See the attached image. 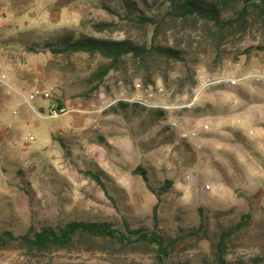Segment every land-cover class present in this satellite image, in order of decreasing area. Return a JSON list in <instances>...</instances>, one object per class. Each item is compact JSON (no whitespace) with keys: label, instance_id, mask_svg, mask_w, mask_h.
Masks as SVG:
<instances>
[{"label":"rangeland","instance_id":"rangeland-1","mask_svg":"<svg viewBox=\"0 0 264 264\" xmlns=\"http://www.w3.org/2000/svg\"><path fill=\"white\" fill-rule=\"evenodd\" d=\"M102 1L118 5L115 0H0V73L11 84V89L0 85V230L18 234L32 221L40 226L76 217L119 224L122 215L130 216L133 225L150 227L156 205L159 227L173 235L179 227L198 223V208L220 213V222L227 225L251 207V223L228 258L264 256V88L253 83L211 85L191 105L205 83L264 72V51L258 49L264 31L257 8H249L241 26L223 32L215 52L210 44L215 31L206 22L171 21L154 40L150 25L118 19L100 7ZM239 9L237 3L229 5L224 18L234 17ZM102 21L113 27L94 32L91 24ZM65 30L139 44L157 43L164 35L170 46L175 37H182V48L190 51L184 61L152 64L150 103L167 108L165 116L148 125L141 110L105 113L114 100L146 96L142 73L129 57L120 69L109 72L98 90L90 91L88 78L107 62L100 55L26 51L25 46L41 48ZM8 38L10 44L4 45ZM21 94L33 96L30 104ZM57 101L67 113L48 117ZM236 120L239 124L231 126ZM191 132L196 135L181 138ZM100 139L108 147L100 145ZM139 166L155 186L169 180L172 189L158 200L132 173ZM85 170L101 175L120 213ZM23 187H31L32 201ZM199 251H207V245L184 255ZM106 257L77 246L40 261L13 246L0 250V264H112ZM114 261L151 264L142 253Z\"/></svg>","mask_w":264,"mask_h":264},{"label":"trees","instance_id":"trees-1","mask_svg":"<svg viewBox=\"0 0 264 264\" xmlns=\"http://www.w3.org/2000/svg\"><path fill=\"white\" fill-rule=\"evenodd\" d=\"M118 5L102 1L101 8L114 17L127 20L139 25H150L154 31L153 39L167 29L171 21L197 19L211 25L215 31L211 47L217 52L221 46L223 32L234 25L241 26L246 19L250 7H256L264 31V0H115ZM240 5V9L232 18H224L225 8L231 4ZM224 9V10H223ZM113 23L97 22L91 24V29L96 33L110 30ZM4 29H1L2 32ZM11 38L3 40L4 45H9ZM183 38L175 37L173 45L168 40L159 39L157 43L139 44L129 39L112 40L96 38L93 36H75L72 30L65 32L55 39L43 44L41 48L25 46L28 52H49L52 55H71L74 53L98 54L107 62L99 65L90 75L92 83L90 91L98 90L104 78L112 70L120 69L124 59L129 57L136 65L138 72L143 76V88H151L152 64L161 62L168 65L170 62H182L190 51L182 48ZM190 45H187V49ZM264 51V44L258 48ZM165 80V76H163ZM55 108L63 105L57 101ZM127 107L135 113L137 110L146 112L147 124L153 125L165 116L163 109H149L137 104L119 101L105 109L106 114H116ZM166 140V139H165ZM184 141V140H183ZM100 145L108 144L100 139ZM60 146L65 149L62 141ZM185 142L183 147H185ZM66 153V152H65ZM67 154V153H66ZM84 173L102 190L104 195L112 202L114 209L120 213L119 206L111 198L107 184L101 175L93 170ZM133 174L141 177L147 189L158 200L172 189V182L164 180L161 186L148 180L147 172L142 167H137ZM30 201L32 189L22 188ZM198 223L191 227L177 228L173 235H168L159 227L157 206L152 208L151 226L133 225L130 216H121L119 224L112 221L74 218L62 222H48L35 226L30 222L23 233L15 234L10 228L0 230V250L10 246L24 250L31 259L40 261L44 257L57 251H69L73 247H85L86 251H99L107 255L106 259L112 264L114 259H125L128 253H142L148 255L151 264H264V256L256 255L248 260H229L234 245L239 241L242 232L251 223V207L247 212L241 213L235 221L223 225L220 213L209 214L201 207L197 209ZM201 244L207 245V251H199L188 256L185 252L200 249ZM106 260V261H107Z\"/></svg>","mask_w":264,"mask_h":264},{"label":"built area","instance_id":"built-area-1","mask_svg":"<svg viewBox=\"0 0 264 264\" xmlns=\"http://www.w3.org/2000/svg\"><path fill=\"white\" fill-rule=\"evenodd\" d=\"M54 2H57V1H60V0H53ZM3 20L2 18H0V27H1V24H2ZM246 83H253V84H256L258 86H261L262 88H264V72H260V71H249V72H246L240 76H237V77H223V78H219L213 82H208V83H205L193 96V99H192V102H191V105L194 104L197 99H198V96L200 94V92L211 86V85H225V86H229V87H238V86H241L243 84H246ZM0 85H3L5 87H8L11 89V84L8 83L7 81V77L5 74L3 73H0ZM153 91L151 88H149L146 92V96L145 98L143 96H136L134 98H131V99H124V98H120V99H117V100H114L111 104H109V106L119 102V101H123V102H128V103H131V104H137L139 106H142V107H145V108H149V109H156L157 106L153 105L152 103H150L151 101V98L153 97ZM21 96L23 97L24 101L28 104H30V102L33 100V96L32 95H25V94H21ZM108 106V107H109ZM161 109H167L165 107L161 108ZM67 113V110L65 107H58V108H52L49 113H48V117H57L59 115H63V114H66ZM239 120H236L235 122H231V126H234L236 124H239ZM204 130H207L208 129V126H204L203 127ZM60 136H62V134L60 133L59 134ZM196 134L195 132H191L189 134L187 133H183L181 134V138L182 139H189V138H192L194 137ZM190 178V175H187L185 177V179H189Z\"/></svg>","mask_w":264,"mask_h":264}]
</instances>
